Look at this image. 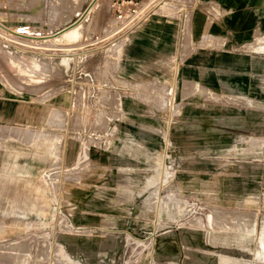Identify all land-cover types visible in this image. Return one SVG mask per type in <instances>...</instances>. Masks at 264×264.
<instances>
[{"label": "rangeland", "instance_id": "rangeland-1", "mask_svg": "<svg viewBox=\"0 0 264 264\" xmlns=\"http://www.w3.org/2000/svg\"><path fill=\"white\" fill-rule=\"evenodd\" d=\"M91 1L0 0L2 12L31 9L30 24L44 34L0 38L1 100L13 103L6 108L17 119H39V127L0 126V264H264V97L250 108L252 135L205 126L187 146L174 81L127 95L115 86L131 32L161 33L162 15L178 14L185 0ZM117 1L123 14L137 7V17L116 20ZM7 15L0 27L11 29L19 17ZM104 18L111 32L90 60L86 47L74 49L79 38L52 41L72 29L101 33ZM133 49L148 63L172 65L177 80V55Z\"/></svg>", "mask_w": 264, "mask_h": 264}, {"label": "crops", "instance_id": "crops-1", "mask_svg": "<svg viewBox=\"0 0 264 264\" xmlns=\"http://www.w3.org/2000/svg\"><path fill=\"white\" fill-rule=\"evenodd\" d=\"M14 1L26 6L31 0ZM9 12L12 21L19 17L16 25L37 23L31 16V9L28 10L29 14H25L20 8L0 11L1 23L9 25ZM162 16L168 20L161 33L156 30L141 32L140 27L131 32L133 37L128 41H131L130 45L125 47L123 63L115 75V86L121 88L119 92L127 95L128 92L123 89L150 87L153 84L171 87L174 81L179 87L180 135L185 138L187 146L188 143L198 144L197 137L193 136L203 135L205 126H210L212 132L229 128L232 131H227V134H233L237 132L234 129L238 128L242 129L240 135H252L250 108L262 105L257 97H264V0H185L180 4L178 14ZM83 22L86 30L89 23ZM38 24L44 26L42 22L38 21ZM98 24L101 33L91 31L85 37L81 33L78 39L81 41L75 45L78 47H74L75 50L86 47L89 60L98 54L105 36L111 32L107 30L111 24L110 18H104ZM65 26L54 27L48 34L57 35V31ZM133 47L146 54L168 50L166 57L169 54L177 55V80L172 78V65L148 63L139 56L140 52L132 54ZM89 65L96 73L97 65L94 66L92 62ZM160 73H163L162 78L158 75ZM254 90L258 92L256 96ZM137 98L135 96V100ZM8 103L13 104L0 97V126L9 128L8 125L19 123L21 128L39 127V119L35 116L27 114L17 119L8 113ZM1 106L5 107L3 111ZM257 120H264V113ZM132 134L139 135L140 132L138 130ZM259 134L264 135V132ZM195 150H198L197 147Z\"/></svg>", "mask_w": 264, "mask_h": 264}, {"label": "built area", "instance_id": "built-area-1", "mask_svg": "<svg viewBox=\"0 0 264 264\" xmlns=\"http://www.w3.org/2000/svg\"><path fill=\"white\" fill-rule=\"evenodd\" d=\"M128 2H132V0H129ZM113 7L116 9V20L119 21H124L126 20L128 17H131V20L135 19L137 17L136 15V10L137 7H134V5H132L130 7L129 12H127V14H123V1H118L115 2L113 4ZM43 35L41 32L37 33V30L33 29L32 25L30 23H21L19 25L14 26L13 28L9 29L7 27H0V38L1 39H6V40H23V39H28V38H36V36H40ZM85 76H87L88 78V82L89 84H91L92 86L95 85V77L94 75L90 74V73H85Z\"/></svg>", "mask_w": 264, "mask_h": 264}, {"label": "bare ground", "instance_id": "bare-ground-1", "mask_svg": "<svg viewBox=\"0 0 264 264\" xmlns=\"http://www.w3.org/2000/svg\"><path fill=\"white\" fill-rule=\"evenodd\" d=\"M60 7V6H59ZM80 35H81V31L79 30V29H72V30H70V31H68V32H66V33H64L62 36H60V38L59 39H54V40H52V41H60V42H63V43H70V42H74V41H76L79 37H80ZM78 41V40H77ZM43 44V43H42ZM68 47V46H67ZM141 142V141H140ZM122 158L124 159V160H127V161H130V159L128 158V157H124V156H122ZM130 162H128L127 164H129ZM132 163V162H131ZM133 169V168H132ZM251 218V217H250ZM254 219L255 218H251V221H250V223L251 224H249V223H247V224H249V225H254ZM244 220V219H243ZM249 220V219H248ZM246 221V220H245ZM261 236H262V241H261V247H263L264 248V220H263V223H262V229H261ZM259 245V244H258ZM263 248H262V250H263ZM259 249V248H258ZM261 251V250H260ZM260 251H258V252H260ZM255 252V251H254ZM264 252V251H263ZM252 254V253H251ZM260 254H261V252H260ZM263 254V253H262ZM251 256V255H250ZM263 256H264V254H263ZM252 257H255V255L254 256H252ZM261 257V256H260ZM260 257H258V259L260 258ZM262 258V257H261ZM260 258V259H261ZM254 259H256V258H254ZM263 260V259H262ZM239 264H240V262H239Z\"/></svg>", "mask_w": 264, "mask_h": 264}, {"label": "water", "instance_id": "water-1", "mask_svg": "<svg viewBox=\"0 0 264 264\" xmlns=\"http://www.w3.org/2000/svg\"><path fill=\"white\" fill-rule=\"evenodd\" d=\"M92 2V1H91ZM81 20V18L79 17L78 19H76L75 21H73L72 23L66 25L65 27L61 28L60 30L57 31V34L63 32L65 29L69 28L70 26H73L75 24H77L79 21Z\"/></svg>", "mask_w": 264, "mask_h": 264}]
</instances>
